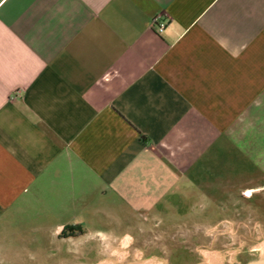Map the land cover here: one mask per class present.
I'll return each instance as SVG.
<instances>
[{
	"label": "crops",
	"instance_id": "obj_1",
	"mask_svg": "<svg viewBox=\"0 0 264 264\" xmlns=\"http://www.w3.org/2000/svg\"><path fill=\"white\" fill-rule=\"evenodd\" d=\"M241 161L264 175V0H0V264L206 228Z\"/></svg>",
	"mask_w": 264,
	"mask_h": 264
},
{
	"label": "rangeland",
	"instance_id": "obj_2",
	"mask_svg": "<svg viewBox=\"0 0 264 264\" xmlns=\"http://www.w3.org/2000/svg\"><path fill=\"white\" fill-rule=\"evenodd\" d=\"M247 167L241 161L239 195L234 189L232 196L215 198L224 201L225 212L193 214L207 220L206 228L144 230L145 236L127 249L129 258L159 264H209V258L220 264H264L259 248L264 245V175L258 165L254 175L246 174ZM148 235L155 243H145ZM158 235L166 243H156ZM116 243L95 238L65 244L63 254L48 256L43 264H97L111 256L109 246Z\"/></svg>",
	"mask_w": 264,
	"mask_h": 264
},
{
	"label": "bare ground",
	"instance_id": "obj_3",
	"mask_svg": "<svg viewBox=\"0 0 264 264\" xmlns=\"http://www.w3.org/2000/svg\"><path fill=\"white\" fill-rule=\"evenodd\" d=\"M132 245L130 243V239L126 238V240L117 243V244H111L109 247L111 251V256L108 258L102 259L97 264H159L157 262H153L152 260H141L137 261V259L132 260L128 256L127 249ZM262 255L264 256V245L259 247ZM211 257V256H210ZM140 259V258H139ZM138 259V260H139ZM209 264H220L217 259H208Z\"/></svg>",
	"mask_w": 264,
	"mask_h": 264
},
{
	"label": "built area",
	"instance_id": "obj_4",
	"mask_svg": "<svg viewBox=\"0 0 264 264\" xmlns=\"http://www.w3.org/2000/svg\"><path fill=\"white\" fill-rule=\"evenodd\" d=\"M152 26L157 33H162L166 28V23L160 21L159 18H155L152 22Z\"/></svg>",
	"mask_w": 264,
	"mask_h": 264
}]
</instances>
